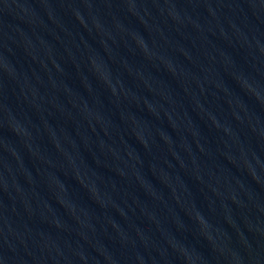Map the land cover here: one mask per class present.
Returning a JSON list of instances; mask_svg holds the SVG:
<instances>
[{"label":"water","instance_id":"water-1","mask_svg":"<svg viewBox=\"0 0 264 264\" xmlns=\"http://www.w3.org/2000/svg\"><path fill=\"white\" fill-rule=\"evenodd\" d=\"M0 264H264V0H0Z\"/></svg>","mask_w":264,"mask_h":264}]
</instances>
